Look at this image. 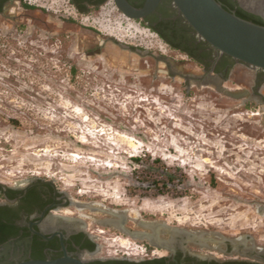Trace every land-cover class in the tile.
Listing matches in <instances>:
<instances>
[{"label": "rangeland", "instance_id": "obj_1", "mask_svg": "<svg viewBox=\"0 0 264 264\" xmlns=\"http://www.w3.org/2000/svg\"><path fill=\"white\" fill-rule=\"evenodd\" d=\"M140 22L113 0L84 14L69 0H13L0 16V183L53 182L98 233V257L146 248L92 222L105 210L134 230L263 246L264 103L187 81L200 69ZM249 73L237 67L225 87L248 89Z\"/></svg>", "mask_w": 264, "mask_h": 264}, {"label": "flooded vegetation", "instance_id": "obj_2", "mask_svg": "<svg viewBox=\"0 0 264 264\" xmlns=\"http://www.w3.org/2000/svg\"><path fill=\"white\" fill-rule=\"evenodd\" d=\"M108 1L69 0V3L79 13L84 14L91 8L102 7ZM128 1L136 6H143L145 2V0ZM234 1L241 7L238 0ZM12 3L13 0H0L1 17ZM140 23L155 29L162 41L190 58L200 69V73L189 75L196 76L198 80L201 76L211 74L229 82L237 67L245 66L225 54H218L211 45L200 39L170 0L167 2L163 0L158 9ZM164 27L166 30L163 29ZM107 40L113 41V39ZM127 48L141 53L137 49ZM247 68L250 69L251 77L248 90L253 94L261 95L264 71ZM185 79L190 81L188 78ZM260 100L264 103L263 97ZM70 205L72 202L68 195L59 191L57 187L55 189L43 179L30 180L7 189L0 186V264L57 260L65 256L63 245L69 256L85 260L86 264H140L154 260L159 261L157 264H264V245L249 241L248 238L223 239L216 242L209 240L203 243L196 240L192 232L177 227H171L178 229L173 235L163 228L166 231L159 233L158 239L162 243L159 246L152 245L148 238L137 240L146 243V248L141 252L143 257H119L117 253L113 256L98 257L97 253L101 251L97 243L98 233L96 230H90V223L85 224L74 214L69 215L67 209ZM107 219L117 218L107 214L103 219H93L92 222L99 225L100 220ZM117 220L119 225L124 224L131 231L153 234L152 229H144L138 222L136 223L140 227L139 230L132 229L127 217L125 219L120 217ZM108 229L122 233L116 227ZM59 233L63 235V239ZM231 240L236 242L233 244ZM200 249L208 250L209 254L200 253Z\"/></svg>", "mask_w": 264, "mask_h": 264}, {"label": "water", "instance_id": "obj_3", "mask_svg": "<svg viewBox=\"0 0 264 264\" xmlns=\"http://www.w3.org/2000/svg\"><path fill=\"white\" fill-rule=\"evenodd\" d=\"M118 10L131 20H143L153 14L163 0H145L142 7H135L128 0H113ZM178 13L185 19L187 24L202 40L206 41L218 54H225L234 59L238 64H243L253 70L264 71V26L253 23L239 17L234 11L227 10L222 3L217 0H170ZM242 9L253 13L264 19V0H257L251 4L250 0H238ZM172 66H176L173 61H168ZM185 78L190 79L198 87H213L218 93L235 99V100H260L261 95L253 94L248 89L234 90L225 87L227 79L219 76L207 74L199 77L194 75H186ZM52 186H56L53 182L47 181ZM4 189H7L3 183H0ZM77 207H83L76 204ZM111 214L115 218L122 217L125 219V213H118L113 210L102 211ZM117 219L100 220L99 225L112 228L116 227L122 233L128 235L134 240H144L148 238L152 245L159 246V233L155 229L161 227L166 228L167 232L173 235L178 229L171 228L165 223H140L144 229L150 228L153 234L149 235L141 231H131L124 224H118ZM191 233V232H190ZM190 233H187L189 235ZM195 235V239L201 241L198 236L205 239V233H191ZM61 239L63 235L59 233ZM210 239H208L209 241ZM234 244L236 240H231ZM169 249V248H168ZM65 256L63 258L51 261H28L20 264H86L85 260L76 259L69 256L63 245Z\"/></svg>", "mask_w": 264, "mask_h": 264}, {"label": "trees", "instance_id": "obj_4", "mask_svg": "<svg viewBox=\"0 0 264 264\" xmlns=\"http://www.w3.org/2000/svg\"><path fill=\"white\" fill-rule=\"evenodd\" d=\"M165 2H167V0H164ZM218 2L222 3L223 6L229 10V11H234L239 17L251 21L253 23L259 24V25H263L264 26V20L257 15H254L252 13H249L247 11H245L244 9H242L241 7L238 6L237 2H235L234 0H217ZM134 5V4H132ZM135 7H142V6H136ZM155 30V29H153ZM159 263V261L154 260V261H146L140 264H157Z\"/></svg>", "mask_w": 264, "mask_h": 264}, {"label": "bare ground", "instance_id": "obj_5", "mask_svg": "<svg viewBox=\"0 0 264 264\" xmlns=\"http://www.w3.org/2000/svg\"><path fill=\"white\" fill-rule=\"evenodd\" d=\"M257 2V0H250V3L251 4H254V3H256ZM120 218V217H119ZM118 219V218H117ZM120 221V220H119ZM157 232H158V230L157 229H155ZM166 231V230H165ZM105 231L104 230H99V233H104ZM199 238H201L200 240V242H203V243H207V239L205 240V238L204 237H202V236H198ZM203 243H201V244H203Z\"/></svg>", "mask_w": 264, "mask_h": 264}]
</instances>
